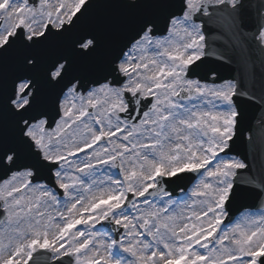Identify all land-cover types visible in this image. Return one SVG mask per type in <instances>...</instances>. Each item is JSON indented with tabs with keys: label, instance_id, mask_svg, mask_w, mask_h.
<instances>
[{
	"label": "snow or ice",
	"instance_id": "1",
	"mask_svg": "<svg viewBox=\"0 0 264 264\" xmlns=\"http://www.w3.org/2000/svg\"><path fill=\"white\" fill-rule=\"evenodd\" d=\"M0 264H264V0H0Z\"/></svg>",
	"mask_w": 264,
	"mask_h": 264
},
{
	"label": "water",
	"instance_id": "2",
	"mask_svg": "<svg viewBox=\"0 0 264 264\" xmlns=\"http://www.w3.org/2000/svg\"><path fill=\"white\" fill-rule=\"evenodd\" d=\"M219 71L221 72V74L223 75V76H227L228 75V73H229V70L227 69V68H221V69H219Z\"/></svg>",
	"mask_w": 264,
	"mask_h": 264
}]
</instances>
